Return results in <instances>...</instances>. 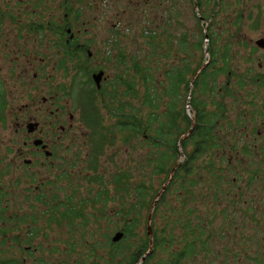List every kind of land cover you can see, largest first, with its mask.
I'll return each instance as SVG.
<instances>
[{"label": "rangeland", "instance_id": "374dc122", "mask_svg": "<svg viewBox=\"0 0 264 264\" xmlns=\"http://www.w3.org/2000/svg\"><path fill=\"white\" fill-rule=\"evenodd\" d=\"M72 1L68 4L83 11V16L73 23V30L79 29L85 39L103 32L101 35H107L121 44L118 52L125 53L126 56L125 60L119 62L117 58L111 60L110 52L104 62L90 60L89 65L108 67L109 77L126 79L121 82L118 79L109 82L106 90L104 89V95L94 94L91 104H84V109H79L73 101L67 100V120L68 114L73 111L75 120L72 123V130L76 136L73 137L71 133L65 134L64 141L56 145L55 156L52 158H45L39 155L40 152L33 154L36 162L30 169L36 175V184L46 181L49 183L47 191L56 193L59 189L49 181V176H54L53 180L58 185L63 184L67 187L68 208L74 204L83 210L81 218H75L66 224L50 225V236L39 243L40 245L36 244L38 248L35 250V256L43 255L45 251L43 246L50 245L52 246V255L49 258L51 262L64 259L66 256L67 264H117L120 259L125 263V259L120 257L115 259L110 255L113 254L111 249L115 247L114 244L118 242L112 241L111 238L117 231L122 230L121 227L125 223L134 226V235L127 242L123 240L124 234L119 239L127 246L129 244L127 250L133 249L141 239L147 238V217L153 204L151 226L154 224L157 233H161V229L165 227V235L172 233L175 236V241L170 243L168 249L163 253L158 249L150 262L154 264L158 261L162 264L163 260L169 261L175 256L169 248L177 249V246H183L191 241L194 231H191L192 228L188 225L191 224L190 226L195 229L197 227L203 229V225L200 224L196 227L195 220L205 218L206 210L214 212L213 218L217 226L224 219L220 212L223 207L232 214L234 208H245L253 203L249 195L240 192L239 187L245 184V176L249 175L251 168L254 166L264 168L262 125L264 111L257 107V100L264 99V89L252 81L255 78L254 71L260 70L264 74V49L254 52L252 61L247 60L244 55L240 56L237 33L243 31L245 37L243 41L249 45L250 42L254 43V40L264 38V0H198L199 5L196 0H148L142 2L138 9L133 8L128 0H102L99 3L100 8L96 7L93 0ZM57 5L55 1L45 6L46 8L42 5L40 19H45L44 13L53 12V15H58L60 9ZM4 9L5 6L0 4V11L5 12ZM199 9L206 15V20H197ZM22 10H25L23 5L16 9L17 13H20L18 16L29 17L28 14L23 15ZM1 16V25L9 26L8 14L3 13ZM240 26L243 29H240ZM204 35L206 37L203 39ZM208 35L211 42L207 40ZM200 39L204 41L202 47L198 45ZM182 40L183 44H181ZM129 43L130 49L127 46ZM95 48L91 46L92 53L97 56L107 52L101 46L97 51ZM52 52L54 48L50 47L51 56ZM41 53L45 52L41 51L39 55ZM258 58L263 66L261 68L258 67ZM224 60L227 62L225 65ZM199 61H201L200 66L192 73ZM203 64L209 66L210 73L207 77V86L203 90H200L201 87L193 88L190 82L188 87L185 83H181L177 86L176 95H168L171 84L168 77L170 70H183L185 79L191 81ZM215 64L223 66L224 69L214 76ZM143 71L149 81L142 78ZM243 76L246 77L241 78ZM243 79L241 84L240 80ZM128 84L130 87H127ZM147 91L157 95L156 105L151 106L154 108H150L146 103ZM191 91L197 100L205 103V109L218 114L214 129L218 146H211L195 160L196 169L194 174L189 176L192 177V186L188 192L192 197L185 193L182 185L179 186L180 177L179 180L176 179V184L170 190L166 188L170 178L167 179L168 174L159 170V165L164 161L163 155L166 157L165 165L176 161L175 158L179 163L185 157L184 154L178 157L162 144L159 145V142H154L151 136L155 135L153 131L159 126V122L148 124V114L153 110L159 115V119L167 120L168 106L173 99L175 110L180 111V114L185 112L193 119L194 111L189 96ZM45 93L39 94L35 101H40ZM16 99L22 104L29 98L17 96ZM32 100L33 98L30 101ZM63 101L59 99L55 104H62ZM135 112H138L137 115L144 121L143 130L140 132H133L128 126L121 125L124 114ZM86 118L92 122L85 123ZM51 119L52 117H46V120ZM14 122L15 119L10 114L0 119L1 163L12 164V161L19 160L12 150L13 143L16 146L19 138L14 130ZM177 124V128H185L182 118H178ZM255 125L258 132L261 131L256 139L252 137L251 129ZM148 127L153 131L148 130ZM177 131L175 129L173 137L178 134ZM240 137H244L249 144H255L247 148L245 157H242L241 153L237 155L236 149L233 151L229 149V145ZM183 138L184 134L178 139ZM64 144H66L65 148ZM179 149L182 150L181 145ZM192 149L193 142H189L185 150ZM221 149L224 150L225 164L230 167V170L224 167L223 173L220 172L221 161L218 159L222 155ZM260 150L263 154L258 152ZM258 154L262 156L261 159ZM2 155L4 157L1 159ZM58 155L67 159V173L66 164L60 161L62 158H58ZM212 160L216 161L214 168L207 163ZM92 165L95 166L94 169L91 168ZM220 173L223 178L222 183L221 180H216ZM259 175V182L252 183L247 189L258 192L259 197H264V173L260 171ZM61 177L65 178L66 182ZM235 178L236 181L231 183L230 181ZM3 184L7 185V183ZM136 188H141L142 192L137 193ZM164 190L166 192L168 190L166 193L168 201L159 203L157 212L153 215L154 206L159 202L157 200L161 198ZM12 196L15 201L22 198L19 193H14ZM183 199H186V203H183ZM148 202H151L150 206L143 207V203ZM9 206L12 208L11 201ZM41 209L43 210V207ZM189 209H193L191 213L188 212ZM257 210L262 217L261 222L245 220L246 233L242 239L244 264H247L246 261L249 259L252 261V254L264 252L261 238L264 234L262 226L264 207L260 205ZM219 232L216 229L209 240L213 245V254L218 248L221 249L227 240L229 244L228 236H231L230 243L236 244L232 231L223 235ZM200 234L201 238H207L203 231H200ZM165 247L166 245H163L160 248ZM151 248H153V228ZM1 250L5 251L1 252ZM12 251L11 244H1L0 252L3 255H10ZM207 252L204 254L200 249L194 257L183 260L181 264H205L207 258L211 259ZM211 260L216 263L219 257L216 256ZM250 264L254 263L250 262Z\"/></svg>", "mask_w": 264, "mask_h": 264}, {"label": "flooded vegetation", "instance_id": "af4514ba", "mask_svg": "<svg viewBox=\"0 0 264 264\" xmlns=\"http://www.w3.org/2000/svg\"><path fill=\"white\" fill-rule=\"evenodd\" d=\"M52 1L58 3L59 14L55 16L53 12L52 14L43 12L46 17L41 20L40 13L42 11L40 7L43 5V8H46L45 6H49ZM76 1L74 0V2ZM93 1L96 7L100 8L99 3L102 0ZM147 1L128 0L135 9H138L142 2ZM69 2L73 1L0 0V4L5 6V12L0 11V119L8 114L12 115L15 119L13 123L15 125L14 130L19 137L16 141L17 145L14 146L13 143L12 148L19 160L12 161V164L8 162L1 163L0 161V246L1 244H11L13 249L10 255H3L1 252L5 250H1L0 264H67L66 256L64 259H57L53 262L49 260L52 255V246L50 245L43 246L45 249L44 256H35V250L38 248L36 244L48 239L50 225L55 223L54 225L57 226V224L68 223L69 210L79 209V207L71 204L68 208L67 187H64L63 184L58 185L53 180L54 176H49V181L59 189V191L56 190V193L47 191L49 183L46 181L36 184V175L30 169L34 165L33 163L36 162L33 156L40 152L39 155L52 158L55 156L56 145L64 141L65 134L71 133L73 137L76 136L72 130V123L75 120L73 111L68 114L67 120V100L73 101L79 109H84V104H91L94 94L104 95V89L106 90V85L109 82L114 81V79H118L120 82L126 79L109 77L108 67H92L89 65L90 60L104 62L110 52L112 53V55H109V57L112 56L111 60L117 58L120 62V60H125L126 56L125 53L118 52V49H121V44L116 43L107 35H101L103 32L99 33L100 35L96 34L85 39L80 34L79 29L73 30V23L83 16V11L79 7L68 4ZM21 5L25 8V10H22L23 15L28 14L29 17L21 18L18 16L20 13H17L16 9H19ZM3 13L8 14L7 23H9V26L7 27L1 25V14ZM240 29H243V27L240 26ZM242 32L237 33L239 54L252 61V57L255 55L254 52L258 49H264V42L258 44L259 39H257L254 40V43L250 42L251 45L245 44L243 41L244 33ZM91 46L96 47V51L101 46L107 52L97 56L94 52L92 53ZM127 46L130 49V43ZM50 47L54 48L52 56ZM41 51L45 53L39 55ZM258 63L259 68L263 67L259 58ZM254 73L255 78L252 81L255 85H259L264 89V74L260 70H256ZM244 77L246 76L241 78ZM243 81L244 79L240 80V83L243 84ZM127 87H130V85L128 84ZM43 93L45 94L42 95V99L38 102L35 101L36 97ZM258 93H261V91H258ZM17 96H24L29 99L19 104L16 99ZM32 98L33 100L30 101ZM59 99L64 101L62 104L56 105L55 103ZM257 107L259 110L264 111V99L257 100ZM122 112L120 113L122 114ZM65 115L66 119L64 118ZM47 116L52 117V119L46 120ZM130 116L131 114H124V117H122L127 120ZM90 122L92 121L88 118L85 119V123L89 124ZM262 125L264 127L263 120ZM122 126L126 127L127 125ZM128 127L130 129V126ZM251 129L253 132L252 137L254 139L258 138L261 131L258 132L256 125ZM71 130L72 132H70ZM215 136L217 138V135ZM244 137L236 139L235 142L229 145L230 150L236 149V154L241 153L242 157H245L247 148L255 145L254 143H247ZM217 142L216 139L215 144L218 146ZM63 147L65 148L66 144ZM223 149L220 151L222 155L218 157L221 161L220 172L222 173L224 167L230 170L229 165L225 164ZM9 150L10 148H8ZM258 152L262 153L261 150ZM258 156L260 159L262 158L261 155L258 154ZM3 157L2 155L1 159ZM59 157L62 158V160H59L66 164L65 170L67 173V159L61 155H58ZM94 167V165L91 166L92 169ZM260 171L264 173V168L260 166L251 168L248 172L249 175L245 176V184L239 187L242 194L249 195L253 202L251 205L249 204L245 208H234L235 211L232 214L223 207L220 212L224 219L217 226H215L216 223L213 218L215 214L212 210H209V212L206 210L205 218L195 220L196 227L200 224V226L203 225V229H197L198 227L195 229L187 221L190 224L189 228H192L191 231H194L191 243L188 245L190 253L183 255L180 261L175 262V264H181L183 260L194 257L200 249L203 250L204 254L208 251L207 254L211 259L216 258V256L219 257V261L216 263L207 258L205 264H244L242 239L246 233V230L244 231L245 220L251 219L255 223L262 221L257 208L260 205L264 207V197H259L258 192L247 189L252 183L259 182ZM62 179L66 182L65 178ZM218 179L222 183L221 173L216 178V180ZM233 181H236V178L230 182L233 183ZM3 183H7V185ZM14 193H19L22 198L15 201L14 196H12ZM10 201L12 208L9 206ZM41 207H43V210ZM262 226L264 227V224ZM162 229L159 235L167 238L165 227ZM216 229L221 232V235L232 231L236 244H231V236H228L229 244L227 240L226 244L221 249L218 248V251L213 254V245L209 240ZM200 231L205 233L206 239L201 238ZM261 238L263 239L262 243H264V234ZM174 241L175 236L172 234L170 241L161 244V248L166 245L164 249L160 248L161 252L166 251L170 243ZM185 247V245L177 246V249L171 247L169 250L176 254ZM39 248L42 249V247ZM251 258L252 261L249 259V261H246L247 264H250V262L264 264V252H259L257 255L252 254ZM162 264H169V261L163 260Z\"/></svg>", "mask_w": 264, "mask_h": 264}, {"label": "trees", "instance_id": "16d2710c", "mask_svg": "<svg viewBox=\"0 0 264 264\" xmlns=\"http://www.w3.org/2000/svg\"><path fill=\"white\" fill-rule=\"evenodd\" d=\"M196 1L198 2V5H199L200 4L199 1L198 0ZM198 15H200L203 18V20L207 19L206 15H204L201 12V9H199ZM198 15L196 17L197 20H201L200 16ZM206 36L204 35L203 39ZM209 38H210V35H208L207 40L211 42ZM203 39H200V41L198 42V45L200 47H202L203 45V42H204ZM181 44H183V40L181 41ZM211 61L213 62V58H211ZM211 61L210 63H212ZM200 64H201V61L198 62L196 67L192 70V73H194L197 70ZM225 64H227L226 60H224V65ZM136 66H139V65H136ZM208 69H209V66H205L201 71L197 73L193 81L185 79V74L183 70H179V71L176 69L173 71L170 70V72L168 73V77L170 79L171 84H170V90L168 91V95L169 96L176 95L175 93L177 91V86L178 84H181V83H185L186 87H188L189 84L191 83L193 88L197 89L201 87L200 90H203L207 86V83H208L207 77L210 75ZM213 69H214V76H215L217 73H220L221 71H223L224 67L223 66L221 67L215 64ZM141 76L145 81H149L144 71ZM189 96L191 99V102H190L191 108L194 111L193 121L191 117H188L186 115L185 112H182V114H180V111L178 112L175 110V103H174L175 100L173 99V101L170 102L168 106L169 114H168L167 120L165 119V121H163L159 119V115L156 114L154 110L150 111V113L148 114V124L150 125L158 121L159 126L156 127L154 131L150 127H148V130H152L153 132H155V135L151 136L153 137L154 142L156 143L159 142L158 143L159 145L162 144L169 151L176 153L178 157L184 154L185 158L182 161H180L178 164H176L178 159L175 158L176 161H173L171 162V164H168V165H165L166 157H164L163 155L164 161L162 162V164L159 165V170L160 172H164L168 174L167 179L170 178L169 179L170 181H168L166 185V188L168 190H170V188L176 184V179L180 177L181 181L178 179L179 186L182 185L185 188V193L191 196V193L188 192V189L192 186V183H191L192 177H189V176L194 174V170L196 169L195 160L199 158V155L202 154L203 152H207L211 146L213 147L216 145L214 125L216 123L215 118L218 117V116L216 117V115L218 114H216L214 111L206 110L205 103L201 102L200 100H197L194 97V94L192 91L190 92ZM156 97L157 95L155 93H151L150 91L146 92L145 100H146V103L150 106V108H154L151 106L156 105L155 104ZM217 106L220 107L221 105H217ZM137 113L138 112L132 113L129 119L127 120L125 119L122 121V125L130 126V129L133 132H140L141 130H143V126H144L143 119L139 117ZM178 118H182V120L185 122V128L182 129L180 127L178 128L176 127L178 125L177 124ZM175 129L178 130L177 131L178 134H176L173 137V133ZM182 134H184V138L182 140H179L178 138ZM189 142H193V149L191 151H186L185 149ZM180 145L182 146V150L179 149ZM215 162L213 160L207 161V163L211 166V168H214ZM174 165H175V168L173 170L172 175H170L171 169ZM136 192L141 193L142 192L141 188H136ZM167 192L166 190H164L161 198L157 200L159 202H157L154 206L153 215L156 214L159 203H165L166 201H168V198H166ZM182 201L183 203H186V199H183ZM150 204L151 202L143 203V207L150 206ZM191 211H192L191 209L188 210V212L190 213ZM82 216H83L82 209H70L69 210V221L70 220L72 221L75 218H81ZM153 225L154 224H152L153 248L151 249V252H149L145 256V259L142 262L138 263L140 258L144 255L145 251L147 250L149 246L148 237L141 239L140 242L133 249H130V250H127V247L129 246V244L127 246V244L120 242L121 241L120 240L114 244L115 247L111 249L113 251V254H110L112 257L114 256L115 259H119V257L125 259V263H122L120 259V261H118L117 264H150L151 260L154 258L156 254V251L158 249L160 250L161 242L165 243L167 241H170L171 235H172L171 233L170 235H168L167 238L161 237V235L157 233V230L154 229ZM121 228H122L121 231L124 232L123 240L127 242L128 239L134 235V226L131 224L125 223ZM190 243L191 241L190 242L188 241L185 244L186 247L183 248L180 252L176 253L174 258L169 260V264H175V262L180 261L183 255H187V253L189 254L190 248L188 247V245ZM154 264H160V262L157 261Z\"/></svg>", "mask_w": 264, "mask_h": 264}, {"label": "water", "instance_id": "95a60500", "mask_svg": "<svg viewBox=\"0 0 264 264\" xmlns=\"http://www.w3.org/2000/svg\"><path fill=\"white\" fill-rule=\"evenodd\" d=\"M198 16H200V15H198ZM200 18H201V20H203V18L200 16ZM207 35V34H206ZM264 42V39H259L258 41H257V43L258 44H262ZM205 64V63H204ZM202 65L199 69H198V71L195 73V75L194 76H196L197 75V73L199 72V71H201L204 67H205V65ZM100 74V73H99ZM194 78H192V80H193ZM191 80V81H192ZM189 131H190V129H189ZM189 131H188V133H189ZM183 155V154H182ZM178 162H176V164H177ZM175 164V165H176ZM175 165L172 167V169H171V175H172V173H173V170H174V168H175ZM152 209H153V204H151V206H150V211H149V214H148V217H147V235H148V238H149V249L144 253V255L140 258V260H139V262L138 263H140V262H142L144 259H145V256L149 253V252H151V246H152V226H151V218H152ZM123 232L122 231H117L115 234H114V236H112V238H111V240L112 241H114V242H116V241H119V239L123 236Z\"/></svg>", "mask_w": 264, "mask_h": 264}]
</instances>
